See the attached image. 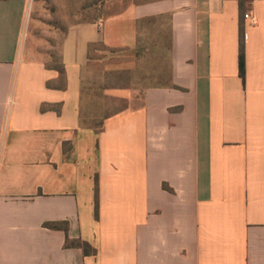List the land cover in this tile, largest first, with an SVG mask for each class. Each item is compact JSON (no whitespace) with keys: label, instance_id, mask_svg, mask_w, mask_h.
<instances>
[{"label":"crops","instance_id":"obj_1","mask_svg":"<svg viewBox=\"0 0 264 264\" xmlns=\"http://www.w3.org/2000/svg\"><path fill=\"white\" fill-rule=\"evenodd\" d=\"M29 6L0 0V264H264V0L133 2L70 28L57 67ZM164 17L168 83L83 126L93 49L136 60Z\"/></svg>","mask_w":264,"mask_h":264},{"label":"rangeland","instance_id":"obj_2","mask_svg":"<svg viewBox=\"0 0 264 264\" xmlns=\"http://www.w3.org/2000/svg\"><path fill=\"white\" fill-rule=\"evenodd\" d=\"M147 0H30V47L50 66H59L60 47L66 32L75 24L94 22L118 14L133 4ZM142 32L137 59L116 55L102 46L92 51V61L84 74L82 88L85 126L99 129L104 120L133 104L117 97L116 89L135 90L168 83L169 29L167 18H151ZM127 66L126 70L120 67Z\"/></svg>","mask_w":264,"mask_h":264},{"label":"trees","instance_id":"obj_3","mask_svg":"<svg viewBox=\"0 0 264 264\" xmlns=\"http://www.w3.org/2000/svg\"><path fill=\"white\" fill-rule=\"evenodd\" d=\"M242 5V3H240ZM240 75L242 78L245 77V43H244V34L241 35L240 39ZM83 119V118H82ZM103 124V123H102ZM101 124V126H102ZM82 125L85 126L82 122ZM89 127V126H86ZM92 128V127H90ZM46 227L51 229H61L64 230L66 233H68V228L66 226H63V224H47ZM66 245L68 247H79L84 250L86 254H94L95 251L90 247V245L83 241H73L70 242L69 239H67Z\"/></svg>","mask_w":264,"mask_h":264},{"label":"built area","instance_id":"obj_4","mask_svg":"<svg viewBox=\"0 0 264 264\" xmlns=\"http://www.w3.org/2000/svg\"><path fill=\"white\" fill-rule=\"evenodd\" d=\"M244 18L254 25L257 23L256 17L251 12L246 13Z\"/></svg>","mask_w":264,"mask_h":264}]
</instances>
